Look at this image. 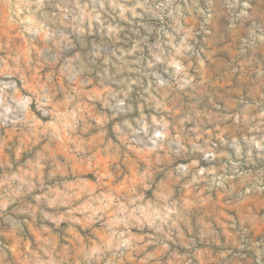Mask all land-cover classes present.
Segmentation results:
<instances>
[{
  "label": "rangeland",
  "instance_id": "rangeland-1",
  "mask_svg": "<svg viewBox=\"0 0 264 264\" xmlns=\"http://www.w3.org/2000/svg\"><path fill=\"white\" fill-rule=\"evenodd\" d=\"M0 264H264V0H0Z\"/></svg>",
  "mask_w": 264,
  "mask_h": 264
}]
</instances>
